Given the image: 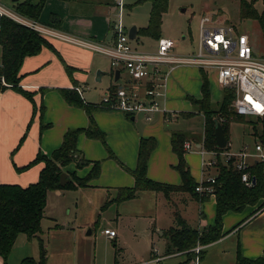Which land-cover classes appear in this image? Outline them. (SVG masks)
<instances>
[{
	"label": "crops",
	"instance_id": "crops-1",
	"mask_svg": "<svg viewBox=\"0 0 264 264\" xmlns=\"http://www.w3.org/2000/svg\"><path fill=\"white\" fill-rule=\"evenodd\" d=\"M25 1L0 0V6L5 8L11 4L10 10L5 9L15 12V7ZM116 13L113 0L73 2L48 0L37 23L69 36L109 46L115 40L114 35H111ZM53 16L57 18V23L52 22ZM48 40L52 48L45 47L38 55L27 57L20 70L19 87L29 93L32 100L22 91L14 88L6 87L0 90V185H18L25 188L37 183L45 164L41 161L34 163L36 159L40 155L51 157L53 152L60 148L64 135L69 130L90 127V119L85 110L69 105L63 98L61 90L79 88L82 91L83 101L96 105L101 103L100 100L96 101L92 94L86 99L85 89L90 90L91 86L93 88L99 86L101 93L108 94L113 89L123 87H111L109 67L101 58L109 59L107 56L61 40ZM1 64L2 47L0 46V66ZM68 68H71V71ZM99 71L105 74L101 75L100 80L97 77ZM205 72L208 80L209 76H214L217 83L213 73ZM203 74V71L197 68L180 67L173 71L168 80V97L165 104L169 112L166 114L139 113L129 116L120 112H95L94 120L106 135L108 148L114 158L110 157L101 141L81 134L77 142L78 150L82 157L91 163L82 169H76L75 164L64 169L65 173L74 172L79 178H85L94 163L101 162L100 176L92 180L87 188L74 190L80 193V206L84 205V211L88 212L89 216L83 219L77 217L74 221L66 223L58 221V217L52 214L47 224H44L46 220L44 217L41 222V233L37 237L29 238L25 234L18 236L8 257V264H20L26 258L38 260L41 241L46 246L47 264H161L168 256L154 258V255H151L150 259L131 262V255H128L129 258L126 259L127 252L123 248L124 243L118 240L117 231L115 239L105 236L108 246L99 251L97 241H92V238L88 237L86 229L98 223L97 214L99 209L104 208L102 204L109 201L113 203L121 188L135 186V179L127 169L133 171L137 167L141 139L157 141V147L149 159L148 177L167 185L182 184L180 174L174 169L178 164V158L173 152L171 141L173 134L183 133L172 128L171 125L178 120L179 115L191 117L202 113L193 102L203 98ZM121 78L122 72H120ZM128 82L130 85L127 88L144 91L143 88H138L134 81ZM218 88L222 89L219 85ZM209 92L212 105L222 102L223 93L220 96L217 90L213 91L210 86ZM42 106L45 107L43 113L40 112ZM139 115L142 116L141 119ZM148 116L152 117L151 121L147 120ZM204 120L202 137L194 139L183 134L186 138L185 145H190V150H186V160L197 183L211 176V170L205 169L202 165L203 157L200 153L205 142L206 119ZM194 156L199 157L198 163L193 161ZM63 192L64 190H59L52 193L60 197L64 195ZM50 194L49 192L45 213L49 207ZM162 197V193L145 191L140 192L130 201L138 202L134 208L141 214L153 215ZM205 204H208V208H205L204 204L200 205L203 216L200 217L199 229L213 226L215 223V197ZM255 209L256 207H248L243 212L245 213L243 216H234V213L224 216L223 231L229 233L205 248L202 264L208 255L207 250L212 247H215L214 250L219 254L218 264H229L233 262L232 260H234L232 264H236L239 247L242 256L247 259L264 258V211L252 216ZM155 225V219L150 217V228L153 231L158 230L164 237L166 230L154 229ZM110 242L114 244L113 246H119V253L110 248ZM121 255H123L122 263L117 258ZM3 263L0 256V264Z\"/></svg>",
	"mask_w": 264,
	"mask_h": 264
},
{
	"label": "trees",
	"instance_id": "trees-1",
	"mask_svg": "<svg viewBox=\"0 0 264 264\" xmlns=\"http://www.w3.org/2000/svg\"><path fill=\"white\" fill-rule=\"evenodd\" d=\"M47 1L26 0L15 7V12L29 20L38 21ZM60 1L73 2L75 0ZM168 8L169 0H152L149 25L147 28L138 30V35L159 40L161 38L163 17L168 12ZM240 15L242 19L257 20L262 27L264 26V15L260 16L257 13L253 3L240 0ZM52 22H58L55 16L52 17ZM0 46L2 47L0 77L5 78L10 88L22 91L32 100L31 95L19 87L21 67L27 57L36 56L43 48H52V45L47 38L42 37L29 27L18 24L7 16H1ZM68 69L71 71V68ZM203 73V98L193 103L198 106L206 119L204 149L208 152H227L229 150L228 125L232 122L230 119L233 118L236 121L244 117L237 116L232 110L231 104L235 96L229 89L223 90V100L216 106H220V112L214 111L215 106L211 104L208 76L205 71ZM4 89L6 87L0 84V90ZM60 92L69 105L85 110L91 125L87 129L69 130L64 135L62 145L53 152L51 157L40 155L36 159L34 163L41 161L45 164L37 183L25 188L18 185H0V256L4 261L3 264H8V257L20 234L33 238L41 233V222L45 217L49 192L87 188L92 180L100 176L101 162H95L92 170L85 178H79L74 172L67 173L69 182L65 186H61V175L65 173L64 169L66 167L75 164L76 169H82L91 163L84 159L78 150L77 142L81 134H85L90 139L101 141L107 148L110 157L114 158L112 151L108 148L106 135L98 128L93 117L95 112L102 111V109L97 104L85 103L76 89H64ZM44 109L45 107L42 106L40 112L43 113ZM216 121L221 123L228 139L226 149L217 148L215 140ZM185 142L186 138L183 134L175 133L172 135V149L178 158V164L174 169L181 176L182 184L180 186L159 183L148 177V163L151 153L157 147V141L155 139H141L137 167L133 171L127 169L135 179V186L133 188H121L113 202L123 203L133 200L140 192L145 191L162 193L167 200H170V196L174 194H186L195 199L200 205L215 197L216 217L213 226L204 229L193 228L176 212V226L164 232L166 256L185 255L186 261L182 264H191L195 259L192 250L198 244L207 247L229 233L223 231V218L226 214L242 213L248 207H256L252 216L264 211V162L254 161L249 166L248 171L253 185L248 187L242 182L241 173L236 170L234 162L225 164L220 160L218 165L208 168L217 171L213 185L214 193L200 195L196 191L198 183L193 177L186 160ZM109 204L110 201L105 204L104 208ZM202 216L201 212L200 217ZM204 255L205 251L201 253L202 261ZM20 264H47V250L44 242L41 241L40 243V257L38 260L26 258ZM236 264H264V258L247 259L242 256L239 247Z\"/></svg>",
	"mask_w": 264,
	"mask_h": 264
},
{
	"label": "rangeland",
	"instance_id": "rangeland-1",
	"mask_svg": "<svg viewBox=\"0 0 264 264\" xmlns=\"http://www.w3.org/2000/svg\"><path fill=\"white\" fill-rule=\"evenodd\" d=\"M125 10L122 15L123 27L126 32L136 26L138 30L147 28L149 25L150 13L152 10V0H123ZM254 4V9L262 16L264 15V0H246ZM11 7V4L5 8ZM21 16V15H20ZM119 14L112 22V35L115 37L114 24L119 21ZM211 17L220 23L234 26L239 34L248 35L251 38V44L254 50V57H264V26L262 27L257 20L242 19L240 15V0H169L168 12L163 17V24L161 27V38L172 39L176 43L175 52L180 55H191L198 52V44L200 37V23L203 17ZM23 17V16H22ZM9 18V17H8ZM18 23V22H16ZM20 24V23H18ZM38 33V32H37ZM39 34V33H38ZM42 36V35H41ZM43 37V36H42ZM45 38V37H44ZM131 45L139 52H155L158 47V40L143 35H138L135 40L131 41ZM102 61L109 67L110 82L112 86H125L128 87L130 76L123 70L122 78L116 82L114 79L113 69L111 68L110 60L101 57ZM191 68V67H184ZM210 88L221 96L222 89L214 79V76H209ZM88 94H87V93ZM96 101L103 99L106 95L101 93L99 86L97 88L90 87V90L85 89V97L89 99V95ZM232 105V104H231ZM214 107L215 112H220V106ZM199 110V108H198ZM104 112H110L105 111ZM115 112V111H111ZM199 112V111H198ZM141 115V114H140ZM139 115L141 119L142 116ZM180 117L176 120L171 127L177 129L188 138L199 139L204 133V114H196L191 117ZM228 125V139L229 150L231 154H238L246 150L248 154L254 155L255 146L262 144L264 146V122L252 117L241 118ZM196 151V149H194ZM220 155L222 163L225 162L226 156ZM194 153V152H190ZM216 159L213 153H207L205 156L206 163ZM193 161L199 162V157L194 156ZM252 162V159L248 160ZM219 164V163H218ZM216 170H211L210 175L215 176ZM49 207L45 213L46 220L44 224L49 223V216L55 214L58 221L72 222L77 217L80 219L87 218L88 212L84 211V205L80 206L79 195L74 190H64L62 196H56L50 192ZM56 193V192H55ZM157 203V208L154 214L146 215L138 212L134 206L138 202L126 201L123 203H110L106 208L98 210L96 225L86 229L88 237L92 241H97L99 251L108 246L104 231L106 229L117 231L119 239L124 243V247L128 255H131V262L135 260L150 259L151 255L154 258L166 256V238H164L158 230L153 231L150 226V217L155 219V228L168 231L171 227L176 226V212L185 220L189 226L193 228L199 227L200 213L202 207L198 202L188 195L174 194L170 196V200L164 197ZM113 199V198H112ZM104 207L105 203L102 204ZM208 208V204H204ZM210 206V205H209ZM79 207V210H77ZM204 208V207H203ZM234 216H243L242 213H234ZM44 218V219H45ZM224 224V223H223ZM92 232V234L90 233ZM153 235V237H152ZM110 248L119 253V246H113L110 242ZM91 246H93L91 244ZM153 247L155 249H153ZM206 248V247H205ZM204 248V250H205ZM212 247L207 250L208 255L205 257L204 264H218L219 254ZM156 250V251H155ZM203 250V251H204ZM153 251V253H152ZM99 255L101 256L100 252ZM119 261L122 263L123 255L118 256ZM186 260L185 255L168 256L161 264H181ZM230 262L229 264L234 263ZM227 263V262H225Z\"/></svg>",
	"mask_w": 264,
	"mask_h": 264
},
{
	"label": "built area",
	"instance_id": "built-area-1",
	"mask_svg": "<svg viewBox=\"0 0 264 264\" xmlns=\"http://www.w3.org/2000/svg\"><path fill=\"white\" fill-rule=\"evenodd\" d=\"M113 1L117 14H119V21L114 24L115 40L109 46L40 26L37 21L29 20L1 6L0 16H7L47 39L61 40L107 56L110 59L114 76L117 71L123 72L124 70L138 88H143L144 91L141 92L123 86L114 92H108L101 103L97 104L102 110L120 112L129 116L139 113L166 114L169 112L165 103L168 97L167 88L170 75L177 68L191 67L213 73L223 90L229 89L234 93L235 98L231 107L237 116L264 121V57H254L252 41L248 35L239 34L234 26L220 23L206 16L200 23L196 54H177L174 51L175 41L165 38L158 40L155 52H139L132 47L129 32H126L123 27L124 1ZM0 84L3 87H10L4 77H0ZM76 91L81 97L82 91L79 88ZM147 120L151 121L152 117L148 116ZM185 150H190V145L186 144ZM200 153L205 169L218 165L220 155L224 154L211 152L216 159L206 163L205 156L210 152L203 148ZM225 156L224 163L234 162L236 170L241 173L242 182L251 187L253 183L248 169L254 161L264 162V146L257 144L254 155L244 150L238 154L227 152ZM249 159H252V162H249ZM214 183L215 176H210L206 180L202 179L196 191L200 195L213 194ZM103 233L110 239H115L117 236L116 231L110 229H106ZM204 248L198 244L192 250L195 259L191 264H202L201 253Z\"/></svg>",
	"mask_w": 264,
	"mask_h": 264
},
{
	"label": "water",
	"instance_id": "water-1",
	"mask_svg": "<svg viewBox=\"0 0 264 264\" xmlns=\"http://www.w3.org/2000/svg\"><path fill=\"white\" fill-rule=\"evenodd\" d=\"M15 2H17L18 0H14ZM138 36V29L136 26L132 27L129 30V37L131 40H135ZM101 75H105L104 72H97V77L98 80H100ZM120 79V72L117 71L115 73V81L118 82ZM215 140H216V144H217V148L219 149H226L228 146V139L225 136V132L223 129V126L221 125L220 122L216 121V130H215ZM69 182V175L67 173H63L61 175V186H65L67 183ZM91 233V231H90Z\"/></svg>",
	"mask_w": 264,
	"mask_h": 264
}]
</instances>
